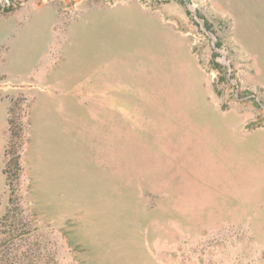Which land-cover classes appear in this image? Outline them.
Listing matches in <instances>:
<instances>
[{
	"label": "rangeland",
	"instance_id": "1",
	"mask_svg": "<svg viewBox=\"0 0 264 264\" xmlns=\"http://www.w3.org/2000/svg\"><path fill=\"white\" fill-rule=\"evenodd\" d=\"M7 1L0 264H264V0Z\"/></svg>",
	"mask_w": 264,
	"mask_h": 264
},
{
	"label": "built area",
	"instance_id": "2",
	"mask_svg": "<svg viewBox=\"0 0 264 264\" xmlns=\"http://www.w3.org/2000/svg\"><path fill=\"white\" fill-rule=\"evenodd\" d=\"M7 1V0H6ZM8 2V1H7Z\"/></svg>",
	"mask_w": 264,
	"mask_h": 264
}]
</instances>
